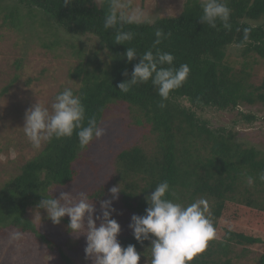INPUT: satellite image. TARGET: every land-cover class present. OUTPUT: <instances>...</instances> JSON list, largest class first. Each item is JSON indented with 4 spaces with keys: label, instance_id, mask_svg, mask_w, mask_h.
Segmentation results:
<instances>
[{
    "label": "trees",
    "instance_id": "1",
    "mask_svg": "<svg viewBox=\"0 0 264 264\" xmlns=\"http://www.w3.org/2000/svg\"><path fill=\"white\" fill-rule=\"evenodd\" d=\"M17 1L30 12L39 10L45 17L42 25L62 28L76 36L93 35L100 48L107 49V60L96 59L93 70L86 71L77 65L70 74L72 78H83L84 84L72 89L85 105V125L87 118L94 116L101 126L111 105L124 103L129 107L133 123L149 125L156 135L151 148L140 142L129 143L113 158L116 181L122 189V209L129 215L123 219L120 215L112 216L121 228L125 224L118 236L122 246L135 245L141 260L151 256V242H138L129 224L133 214H146L149 205L145 196L163 181L169 183L175 194L169 195V199L184 206L206 199L211 211L209 217L218 221L215 226L220 228V237L210 240L205 251L197 254L190 264H236L231 257L235 247H242L241 255L245 256L246 251L264 243L260 235L264 225V182L258 179L264 171V149L244 145L236 140L237 130L213 126L197 113L214 108L235 113V125L239 121L250 125L261 121L264 125V116L245 112L240 107L264 105V79L259 85L251 82L252 63L255 58L264 59V23H254L264 18V0H225L231 10L230 29L219 21L215 28L201 23V0H186L177 15H158L124 24L121 30L133 34V39L125 44L114 43L116 30L104 27L106 15L113 10L118 16L121 14L117 10L120 0H72L70 4L64 0ZM16 2L3 5L0 0V10H7L5 21L18 27L22 15ZM158 29L164 36L154 47ZM244 29L249 30L247 40ZM234 45L242 49L244 57L239 68V62L231 60L227 51ZM128 47L138 54L132 62L123 56ZM157 49L174 56L171 67L189 66L190 73L183 86L173 90L166 101H162L151 81L133 85L127 93L120 92L119 83L131 78L134 65L140 62L139 55L149 50L155 54ZM161 102L166 104L165 108L159 107ZM6 143L0 145V150H7L10 140ZM42 145L37 155L0 183V235H4L6 226L20 234L35 233L47 243L49 251L58 248L62 264H72L60 245L38 232L27 212L29 207L42 210L38 205L45 198L43 193L49 195L48 187L67 185L76 179L79 171L75 162L90 145L82 149L75 132L71 137L53 138ZM248 177L253 178L251 186ZM105 194L99 188L88 196L99 202ZM69 218L66 215L62 220L69 222ZM236 257L240 258L238 254ZM258 261L264 264V251Z\"/></svg>",
    "mask_w": 264,
    "mask_h": 264
},
{
    "label": "rangeland",
    "instance_id": "2",
    "mask_svg": "<svg viewBox=\"0 0 264 264\" xmlns=\"http://www.w3.org/2000/svg\"><path fill=\"white\" fill-rule=\"evenodd\" d=\"M185 1L120 0L117 10L128 14L132 9L140 8L146 19H153L158 15L179 14ZM15 2L16 0H1L3 5H12ZM16 3L22 15L18 27L5 21L4 14L7 10H0V145L5 146L10 140L7 150H0V183L5 182L11 174L17 173L23 163L37 155L44 147L41 145L39 149L34 148L24 134L26 110L38 100L51 110V104L61 90L66 87L76 89L84 84L83 78L70 76L75 66L82 65L86 71L93 70L97 66L96 59L102 62L107 60L106 50L100 48L95 36H76L62 28L54 29L42 25L45 17L39 14V10L30 12L25 4L18 1ZM261 22L264 23V18L254 23ZM227 51L231 60L239 62L237 64L239 68L244 59L242 49L234 45ZM251 66V82L259 85L264 79V59L255 58ZM240 107L245 112L264 116L262 104ZM197 113L199 117L208 119L213 126L223 125L237 130L236 140L244 145L264 149V125L261 121L252 125L239 121V124L235 125L233 123L235 113L221 112L214 108L197 110ZM101 127L106 128V135L94 140L75 162V167L79 171L76 179L63 186L52 185L47 190L49 196L53 195L56 198H59L61 192H71V195L78 199L79 194L83 192L87 195L88 201L94 204L97 215H102L100 209L102 201L93 200L88 195L102 188L106 193L104 200L111 198L109 190L119 185L113 164L115 153L124 145L133 142H140L151 148L156 139L149 125L136 126L133 123L129 107L124 103L111 105ZM121 196L120 192L118 201H113L116 211L112 216L120 215L123 219L129 215L122 209ZM208 215H211L210 210ZM27 216L35 223L39 233L60 245L72 264H93L92 259L86 258L85 254L86 234L71 233L68 228L69 222L65 220L60 224H54L48 218L46 209L29 207ZM209 218L216 229L217 237H220V228L215 226L218 221ZM100 222L97 220L98 225ZM124 227L125 224L121 229ZM3 228L4 235H0V264H62L58 248L49 251L47 243L39 240L35 233L20 234L10 226ZM262 228L260 235L264 241V225ZM16 234H19L18 238ZM256 246L246 251L245 256L241 255L242 247H235L234 253L231 254L233 261L235 260L236 264H259L258 258L264 251V243ZM237 254L240 258L236 257ZM150 259L149 255L143 257L139 264H146Z\"/></svg>",
    "mask_w": 264,
    "mask_h": 264
},
{
    "label": "clouds",
    "instance_id": "3",
    "mask_svg": "<svg viewBox=\"0 0 264 264\" xmlns=\"http://www.w3.org/2000/svg\"><path fill=\"white\" fill-rule=\"evenodd\" d=\"M71 2L72 0H64L65 4ZM201 8V23L215 28L219 21L225 28H231V10L225 0H201ZM145 19V13L140 8H134L130 13H121L119 16L113 10L105 16L104 27L116 30L114 43L125 44L133 39V34L122 31V26ZM248 31L244 29L245 40L248 38ZM155 35L157 39L154 47L161 43L164 34L158 29ZM123 56L128 62H132L138 54L134 48L128 47ZM139 56L140 62L134 65L131 78L118 85L122 93L129 92L133 85L151 81L162 101H166L171 92L183 86L189 76L190 68L187 64L179 68L171 67L175 59L171 53L157 49L155 54L149 50ZM159 107L165 108L166 104L161 102ZM85 119L86 108L81 96L75 94L72 88L66 87L55 96L51 110L39 100L26 110L23 131L36 149L53 138L71 137L74 132L80 147L85 149L94 140L106 135L107 131L100 126L96 117H88L86 125ZM258 179L264 182V171L259 174ZM253 182V178L248 177L249 186ZM109 191L111 198L103 200L100 205L102 215H97L94 204L88 201L83 192L78 199L71 192H61L59 198L43 193L45 198L38 206L47 210L48 218L54 224H60L66 215L70 217V232L86 234L85 254L86 258L92 259L93 264H139L141 253L133 244L126 247L121 245L118 239L121 225L112 218V213L116 211L113 201H118L122 191L120 184ZM169 195H175L169 183L161 182L153 192L145 196L149 205L145 210L146 214H133L131 217L129 228L133 230L134 238L141 244L144 241L151 242V259L146 264H190L197 254L205 251L210 240L218 238L208 215L209 205L206 199L184 206L169 199ZM97 220L101 221L99 225ZM16 235L18 238L19 234Z\"/></svg>",
    "mask_w": 264,
    "mask_h": 264
}]
</instances>
